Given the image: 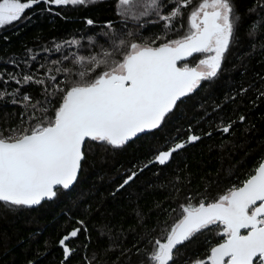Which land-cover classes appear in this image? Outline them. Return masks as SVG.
Segmentation results:
<instances>
[{"label":"trees","instance_id":"16d2710c","mask_svg":"<svg viewBox=\"0 0 264 264\" xmlns=\"http://www.w3.org/2000/svg\"><path fill=\"white\" fill-rule=\"evenodd\" d=\"M231 2L239 21L221 69L180 99L160 127L119 148L86 141L72 188H58L54 199L36 207L0 204V264H149L154 241L163 242L165 229L179 219L180 205L210 202L253 174L264 161V0ZM197 3L182 9L171 30L153 12L138 19L122 16L118 0L66 6L41 0L27 9L19 20L0 27V132L8 136L14 129L31 127L37 122L32 116H54L61 94L48 93L57 85L66 88L67 81L78 80L80 71L93 67L76 64V56L103 59L107 51L113 53L109 60H119L126 50L116 47L122 39L155 41L156 46L165 37L179 38L187 32L188 14ZM161 4L166 15L176 0ZM72 40L79 44H69ZM202 55L179 65L195 66ZM103 70L101 66L86 78ZM25 75L44 84L23 83ZM25 95L31 104L40 102L36 109L25 106ZM41 107L49 111L42 113ZM190 135L200 139L187 143ZM175 143L185 147L164 165L153 162L158 151ZM132 172L135 178L121 187ZM77 228V237L66 242L73 251L65 260L59 240ZM218 242L222 238L214 231L203 230L176 249L170 264L205 259Z\"/></svg>","mask_w":264,"mask_h":264},{"label":"snow or ice","instance_id":"6c2138e0","mask_svg":"<svg viewBox=\"0 0 264 264\" xmlns=\"http://www.w3.org/2000/svg\"><path fill=\"white\" fill-rule=\"evenodd\" d=\"M43 2L66 6L84 5L89 0ZM39 3L41 0H0V27L19 20L27 9ZM192 3L193 0H176V6L166 15L160 11L161 0H118V9L122 16L132 19L153 12L165 22V29L171 30L173 21L182 16V9ZM187 19L185 34L175 39L165 37L156 46H153L155 41L120 40L117 49H126L121 52L122 59L109 60L113 53L107 51L103 59L95 55L76 56V64L88 63L93 67L80 71L78 80L67 81L66 88L57 85L48 93L61 94L58 106L52 109L54 116H32L29 119L37 122L31 127L14 129L8 136L0 132V204L8 208L31 207L52 199L58 188L69 189L76 181L85 159L86 141L122 147L138 134L160 127L177 101L192 93L202 81L216 77L239 21L232 2L198 0ZM87 23L91 25L93 21ZM68 43L78 45L79 41ZM194 54H204L195 66L187 63L178 66V62L187 61ZM101 66L103 71L94 78H86ZM63 71L68 74L71 70ZM31 82L44 84V80H33L31 75L23 77V83ZM23 100L26 107L30 105L33 109L40 104L39 101L31 104L27 95ZM39 111L46 113L49 109L41 107ZM230 127L222 131L227 133ZM199 139L190 135L187 143ZM184 147L185 143H175L167 150H160L153 162L164 165ZM136 175L132 172L121 187ZM178 211L179 219L165 229L163 242L154 241L149 264H170L177 246L203 230L214 231L222 242L210 246L205 259L191 264H264V161L239 186L207 203L201 200L196 205L191 202L180 205ZM80 230L74 229L59 240L65 260L73 251L66 242L77 237Z\"/></svg>","mask_w":264,"mask_h":264},{"label":"water","instance_id":"95a60500","mask_svg":"<svg viewBox=\"0 0 264 264\" xmlns=\"http://www.w3.org/2000/svg\"><path fill=\"white\" fill-rule=\"evenodd\" d=\"M181 62H182V61H181ZM179 63H180V62H178V66H180ZM182 98H183V97H182ZM182 98H181V99H182ZM177 103H178V101H177ZM173 109H174V108H173ZM147 132H148V131H147ZM147 132H145V133H147ZM141 134H144V133H141ZM141 134H138L136 137L140 136ZM134 138H135V137H134ZM132 139H133V138H132ZM83 150H84V149H83ZM81 165H82V162H81ZM80 171H81V169L79 170V172H78V174H77V179H78V177H79ZM77 179H76V181H77ZM76 181H74V183L70 186V188H72V187L74 186V184L76 183ZM70 188H69V189H70ZM52 199H54V197H53ZM52 199H45V200L41 201V203L44 202V201H46V200H52ZM41 203H40V204H41ZM40 204H39V205H40ZM36 206H38V205L31 206V207H36ZM242 231H243V230H242ZM179 246H180V245H178L177 248H178ZM177 248H176V249H177ZM176 249L174 250V252L176 251ZM170 263H171V262H170Z\"/></svg>","mask_w":264,"mask_h":264},{"label":"rangeland","instance_id":"374dc122","mask_svg":"<svg viewBox=\"0 0 264 264\" xmlns=\"http://www.w3.org/2000/svg\"><path fill=\"white\" fill-rule=\"evenodd\" d=\"M203 55H204V54H203ZM203 55L201 56V58H203ZM201 58H200V59H201ZM197 63H198V62H197Z\"/></svg>","mask_w":264,"mask_h":264}]
</instances>
